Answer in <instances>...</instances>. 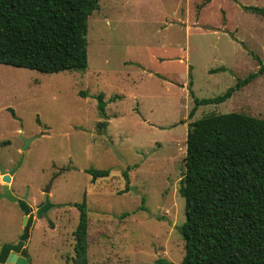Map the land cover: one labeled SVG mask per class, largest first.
Here are the masks:
<instances>
[{
    "label": "rangeland",
    "instance_id": "rangeland-1",
    "mask_svg": "<svg viewBox=\"0 0 264 264\" xmlns=\"http://www.w3.org/2000/svg\"><path fill=\"white\" fill-rule=\"evenodd\" d=\"M244 6L264 0H99L88 18L85 71L40 72L0 63V164L15 166L9 186L29 204L62 207L37 218L26 241L29 264H71L74 230L88 208V264H180L185 221L179 192L191 122L212 113L264 118V72L223 102L222 94L264 63V16ZM224 70L212 71V69ZM193 81L190 84V74ZM81 91L88 96H82ZM104 93L105 116L96 95ZM119 95L113 99L114 96ZM110 169L92 179L87 168ZM130 175L129 191L124 192ZM5 182L0 174V192ZM16 202L0 199V246L23 232Z\"/></svg>",
    "mask_w": 264,
    "mask_h": 264
},
{
    "label": "trees",
    "instance_id": "trees-1",
    "mask_svg": "<svg viewBox=\"0 0 264 264\" xmlns=\"http://www.w3.org/2000/svg\"><path fill=\"white\" fill-rule=\"evenodd\" d=\"M98 6L99 0H0V63L47 73L85 71L88 18ZM244 8L264 16V7ZM257 58L258 71L222 94L200 98L190 88L189 116L200 105L225 101L263 73L264 63ZM217 70L224 68L212 69ZM95 97L105 116L104 93ZM86 171L93 180L110 173L109 168ZM123 176L126 192L128 168ZM179 192L185 200V221L178 227L185 248L180 264H264V118L225 112L191 122ZM74 205L80 214L71 264H88V208L85 201ZM141 264L175 263L160 257Z\"/></svg>",
    "mask_w": 264,
    "mask_h": 264
},
{
    "label": "water",
    "instance_id": "water-1",
    "mask_svg": "<svg viewBox=\"0 0 264 264\" xmlns=\"http://www.w3.org/2000/svg\"><path fill=\"white\" fill-rule=\"evenodd\" d=\"M41 134H37L34 136L26 137L23 134V127H21V133L20 136L23 139V145L21 147V155L19 158V161L17 164L11 168L10 170L5 169L0 164V174L2 175V180L5 182V184L2 186V191L0 192V199H7L11 202H16L19 206V208L24 212V221H23V232L19 237V241L17 243H4L1 245L0 249V264H29L27 251L25 247V242L30 236V229L33 222V214L31 213V207L27 203L26 199L28 197V193H26L22 198L16 196L13 194L9 183L12 181V177L15 174V172L22 166L24 161V151L27 149L29 143L34 138L40 136ZM61 169L59 172L55 173L48 183L45 185L43 191L46 193V195H49L51 185L54 181V179L60 174ZM47 203L40 204L39 209L37 211V215H41L42 213H45L50 207L51 204L49 202L48 196L46 197Z\"/></svg>",
    "mask_w": 264,
    "mask_h": 264
},
{
    "label": "flooded vegetation",
    "instance_id": "flooded-vegetation-1",
    "mask_svg": "<svg viewBox=\"0 0 264 264\" xmlns=\"http://www.w3.org/2000/svg\"><path fill=\"white\" fill-rule=\"evenodd\" d=\"M20 158V157H19ZM19 161V160H18ZM14 167V166H13ZM12 167V168H13ZM61 169V172H60V174L64 171V168H60ZM59 169V170H60ZM17 172V171H16ZM15 172V173H16ZM59 174V175H60ZM58 175V176H59ZM14 176V175H13ZM12 179H13V177H12ZM26 193H28V197H27V199H26V201H27V203L29 204V202H28V198H29V188L28 187H26V191H25V194ZM24 194V195H25ZM23 195V196H24ZM22 196V197H23ZM48 196V199H49V202H50V204H51V207L45 212V213H42L41 215H37V211H38V209H39V205L40 204H45V203H47V197ZM21 197V198H22ZM62 205H63V203H61V202H51V200H50V197H49V195H46V193H45V196H44V200H42V201H39V202H36V203H34V204H29V206L31 207V213L33 214V222L37 219V218H40L41 216L42 217H45V218H47L48 217V211L49 210H51V208H54V207H62ZM21 210V209H20ZM22 211V210H21ZM22 213H23V221H24V216H25V214H24V212L22 211ZM33 222H32V224H33ZM32 227V226H31ZM31 230V229H30ZM20 237V236H19ZM19 241V238H18V240L16 241V242H14V243H17ZM13 243V244H14ZM26 243V242H25ZM25 247H26V244H25ZM0 249H1V246H0ZM28 256V255H27ZM28 260H29V258H28Z\"/></svg>",
    "mask_w": 264,
    "mask_h": 264
}]
</instances>
